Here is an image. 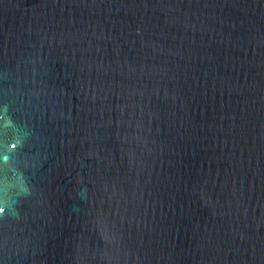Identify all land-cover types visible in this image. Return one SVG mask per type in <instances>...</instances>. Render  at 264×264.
<instances>
[{
    "label": "water",
    "instance_id": "1",
    "mask_svg": "<svg viewBox=\"0 0 264 264\" xmlns=\"http://www.w3.org/2000/svg\"><path fill=\"white\" fill-rule=\"evenodd\" d=\"M0 264H264V0H0Z\"/></svg>",
    "mask_w": 264,
    "mask_h": 264
}]
</instances>
